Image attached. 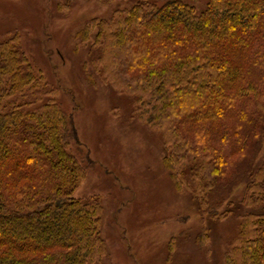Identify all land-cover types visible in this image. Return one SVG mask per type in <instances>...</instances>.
I'll use <instances>...</instances> for the list:
<instances>
[{
	"label": "trees",
	"instance_id": "trees-1",
	"mask_svg": "<svg viewBox=\"0 0 264 264\" xmlns=\"http://www.w3.org/2000/svg\"><path fill=\"white\" fill-rule=\"evenodd\" d=\"M128 1L80 36L97 28L111 67L148 96V122L170 135L166 170L197 161L200 190L227 191L264 154V0H207L201 12L184 0ZM39 83L14 40L0 43V264H92L103 253L100 209L72 198L89 163L70 152L72 117L54 101L3 112ZM249 176L246 205L263 208L264 165ZM235 241L226 264H264V213L245 216Z\"/></svg>",
	"mask_w": 264,
	"mask_h": 264
},
{
	"label": "rangeland",
	"instance_id": "rangeland-1",
	"mask_svg": "<svg viewBox=\"0 0 264 264\" xmlns=\"http://www.w3.org/2000/svg\"><path fill=\"white\" fill-rule=\"evenodd\" d=\"M184 2L201 12L207 0ZM132 7L128 0H0V43L14 40L40 82L3 112L54 101L72 117L78 144L70 152L89 159L72 198L100 209L103 253L92 264H226L243 218L264 213L246 205L249 174L264 154L219 193L196 185L197 161L166 170L170 135L148 122V96L130 92L129 75L111 67L97 28L80 36L91 21Z\"/></svg>",
	"mask_w": 264,
	"mask_h": 264
}]
</instances>
